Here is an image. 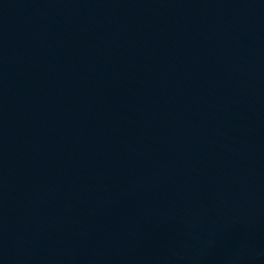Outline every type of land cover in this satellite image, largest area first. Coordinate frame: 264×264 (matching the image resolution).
Listing matches in <instances>:
<instances>
[{
  "label": "water",
  "instance_id": "obj_1",
  "mask_svg": "<svg viewBox=\"0 0 264 264\" xmlns=\"http://www.w3.org/2000/svg\"><path fill=\"white\" fill-rule=\"evenodd\" d=\"M0 264H264V0H0Z\"/></svg>",
  "mask_w": 264,
  "mask_h": 264
}]
</instances>
